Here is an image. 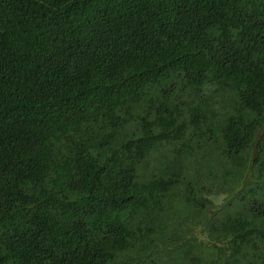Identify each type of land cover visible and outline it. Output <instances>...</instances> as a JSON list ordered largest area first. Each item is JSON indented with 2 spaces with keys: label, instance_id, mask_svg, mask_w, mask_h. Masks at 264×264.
<instances>
[{
  "label": "trees",
  "instance_id": "trees-1",
  "mask_svg": "<svg viewBox=\"0 0 264 264\" xmlns=\"http://www.w3.org/2000/svg\"><path fill=\"white\" fill-rule=\"evenodd\" d=\"M0 264H264V0H0Z\"/></svg>",
  "mask_w": 264,
  "mask_h": 264
}]
</instances>
